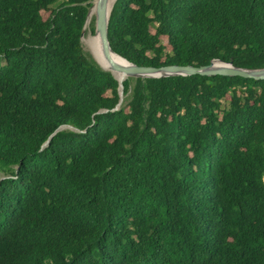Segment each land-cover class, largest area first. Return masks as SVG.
Returning <instances> with one entry per match:
<instances>
[{"label":"trees","instance_id":"trees-1","mask_svg":"<svg viewBox=\"0 0 264 264\" xmlns=\"http://www.w3.org/2000/svg\"><path fill=\"white\" fill-rule=\"evenodd\" d=\"M56 1L0 0V264H264V79L127 77L114 109L93 0ZM113 5L131 63L264 68V0Z\"/></svg>","mask_w":264,"mask_h":264},{"label":"water","instance_id":"water-1","mask_svg":"<svg viewBox=\"0 0 264 264\" xmlns=\"http://www.w3.org/2000/svg\"><path fill=\"white\" fill-rule=\"evenodd\" d=\"M95 1V14H94V30L99 34V40L104 52V55L111 66L110 70L102 68L106 71H109L112 75V70H116L121 72L124 76L127 77H166V76H174V75H192V74H200V75H224V76H242L246 78H253L256 80L264 79V68H241L234 66L231 61H224L222 59H212L209 64L195 66L191 64H167L162 66H144V65H136L134 63L129 62L121 55L117 54L111 49L108 36H107V28H108V19L110 12L106 13V4L107 0H93ZM115 1V0H114ZM113 1V3H114ZM112 3V5H113ZM92 6V5H91ZM90 6V7H91ZM112 8V6H111ZM110 8V11H111ZM88 15V12H87ZM87 15L85 18V22L87 19ZM85 25V23H84ZM84 25L80 35V41L84 32ZM111 54H114L121 60H123L124 64H119L116 62ZM95 60V59H94ZM113 77L118 81V93H119V101L116 104L114 109H118L122 100H123V84L120 80H118L114 75ZM105 111V110H102ZM65 128V126H59L54 132ZM48 143V140L43 143L42 146H45Z\"/></svg>","mask_w":264,"mask_h":264},{"label":"bare ground","instance_id":"bare-ground-1","mask_svg":"<svg viewBox=\"0 0 264 264\" xmlns=\"http://www.w3.org/2000/svg\"><path fill=\"white\" fill-rule=\"evenodd\" d=\"M114 0H107L106 4V13L108 14L110 12V8L112 6ZM114 6V5H113ZM111 13V12H110ZM95 14V1L93 2L92 6L88 10L87 19L84 25V32L82 35V41L86 44L87 48L89 49L93 59L104 69L110 70L111 66L109 65L104 52L102 50L100 40H99V34L97 31L92 32L91 31V23ZM87 34H86V33ZM112 58L118 62L119 64H124L123 60L115 56L114 54H111ZM113 75L120 80L121 82L125 79L126 76H124L121 72L112 70Z\"/></svg>","mask_w":264,"mask_h":264},{"label":"rangeland","instance_id":"rangeland-1","mask_svg":"<svg viewBox=\"0 0 264 264\" xmlns=\"http://www.w3.org/2000/svg\"><path fill=\"white\" fill-rule=\"evenodd\" d=\"M60 1H61V0H57L56 3L60 2ZM93 19H94V18H93ZM90 27H91V25H90ZM90 29H91L92 32H95L94 29H92V28H90ZM85 33H86V32H85ZM86 34H87V33H86ZM81 45H82V48H83L84 52H85L88 56H91V57H92V55H91L89 49L87 48L86 44L82 41V38H81ZM92 58H93V57H92ZM123 97H124V95H123Z\"/></svg>","mask_w":264,"mask_h":264}]
</instances>
